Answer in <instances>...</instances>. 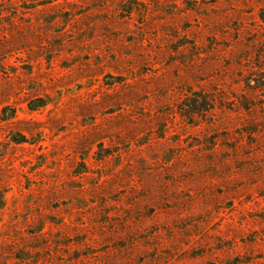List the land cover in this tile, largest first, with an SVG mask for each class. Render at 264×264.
<instances>
[{"label":"rangeland","instance_id":"1","mask_svg":"<svg viewBox=\"0 0 264 264\" xmlns=\"http://www.w3.org/2000/svg\"><path fill=\"white\" fill-rule=\"evenodd\" d=\"M0 264H264V0H0Z\"/></svg>","mask_w":264,"mask_h":264}]
</instances>
